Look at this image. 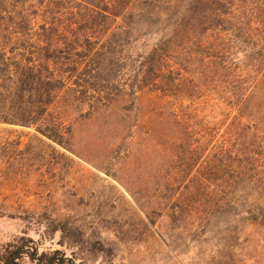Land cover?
I'll return each instance as SVG.
<instances>
[{
    "label": "trees",
    "instance_id": "obj_1",
    "mask_svg": "<svg viewBox=\"0 0 264 264\" xmlns=\"http://www.w3.org/2000/svg\"><path fill=\"white\" fill-rule=\"evenodd\" d=\"M139 34L153 38L150 48L122 56ZM119 110L146 125L149 159L163 154L154 177L172 224L207 237L223 264H264V20L255 0H0V124L72 152L79 118ZM132 126L115 155L130 146ZM18 250L0 264H15ZM40 260L72 264L59 254Z\"/></svg>",
    "mask_w": 264,
    "mask_h": 264
},
{
    "label": "rangeland",
    "instance_id": "obj_2",
    "mask_svg": "<svg viewBox=\"0 0 264 264\" xmlns=\"http://www.w3.org/2000/svg\"><path fill=\"white\" fill-rule=\"evenodd\" d=\"M255 3L264 20V0ZM152 40L135 35L122 44V56L146 52ZM77 122L72 152L33 129L0 124V255L19 249L15 264H43L41 255L53 254L72 264L227 261L207 237L165 216L162 182L154 177L165 160L160 152L149 159L145 124L132 126L131 112L123 110ZM130 126L135 137L115 155L116 140Z\"/></svg>",
    "mask_w": 264,
    "mask_h": 264
}]
</instances>
